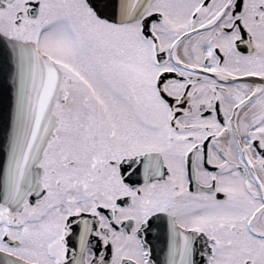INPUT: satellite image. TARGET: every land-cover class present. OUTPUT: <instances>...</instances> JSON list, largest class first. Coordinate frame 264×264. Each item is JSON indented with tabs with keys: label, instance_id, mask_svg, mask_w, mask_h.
<instances>
[{
	"label": "snow or ice",
	"instance_id": "snow-or-ice-1",
	"mask_svg": "<svg viewBox=\"0 0 264 264\" xmlns=\"http://www.w3.org/2000/svg\"><path fill=\"white\" fill-rule=\"evenodd\" d=\"M0 264H264V0H0Z\"/></svg>",
	"mask_w": 264,
	"mask_h": 264
}]
</instances>
